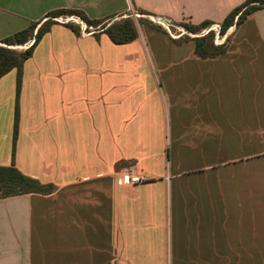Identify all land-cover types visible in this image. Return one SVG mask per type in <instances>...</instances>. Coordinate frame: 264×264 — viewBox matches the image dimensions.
Instances as JSON below:
<instances>
[{
	"label": "crops",
	"instance_id": "obj_1",
	"mask_svg": "<svg viewBox=\"0 0 264 264\" xmlns=\"http://www.w3.org/2000/svg\"><path fill=\"white\" fill-rule=\"evenodd\" d=\"M245 1L0 0V42L60 10L220 24ZM229 35L203 59L146 24L125 44L51 25L14 142L17 71L0 78V166L53 186L0 199V264H264V8Z\"/></svg>",
	"mask_w": 264,
	"mask_h": 264
},
{
	"label": "trees",
	"instance_id": "obj_2",
	"mask_svg": "<svg viewBox=\"0 0 264 264\" xmlns=\"http://www.w3.org/2000/svg\"><path fill=\"white\" fill-rule=\"evenodd\" d=\"M264 8V0H246L243 4L234 8L225 19L219 24V34L223 35L231 27H239L251 13ZM142 14H146L140 11ZM76 16L80 18L86 25L96 28L97 31H103L114 44H125L133 41L138 36L139 26L146 24L143 20H119L114 22V18L108 20H90L87 16L76 10H60L49 13L45 18H57L58 16ZM114 19V20H113ZM140 21V22H138ZM56 22L51 20H45L31 24L26 30L18 32L13 36L6 38L1 41L7 47L14 46L15 44H24L27 39L35 33L34 43L32 46L25 50L23 53L17 54L16 52L9 50V48L0 47V78L7 74L11 70L17 71L16 87H15V116L13 125V142L17 135V116H18V105L17 98L20 90L21 76L20 70L23 62L31 56L32 50L50 28L51 25ZM213 24L212 22L205 21L197 26H193L191 30L198 32L204 28H207ZM72 31L79 33V28L70 23L66 24ZM138 25V27H137ZM157 29H161L159 26H154ZM214 33L209 31L202 37L193 38L194 41V54L199 58L212 59L225 53L227 43L221 46H215L213 43ZM187 40V39H185ZM184 40V41H185ZM13 152V150H12ZM53 190L51 184H41L37 180L22 175L14 166L1 167L0 166V199L24 195V194H50Z\"/></svg>",
	"mask_w": 264,
	"mask_h": 264
},
{
	"label": "built area",
	"instance_id": "obj_3",
	"mask_svg": "<svg viewBox=\"0 0 264 264\" xmlns=\"http://www.w3.org/2000/svg\"><path fill=\"white\" fill-rule=\"evenodd\" d=\"M135 18H140L142 15L138 14V13H133L132 14ZM156 18L158 20H160L161 18L160 17H157ZM164 19V18H163ZM166 20V19H165ZM167 22H170L169 20H166ZM54 22L56 23H60V24H68V23H73L75 25L78 26L79 28V34L81 36H88V35H91L95 32H97L96 28H91V27H87L86 24L78 17L76 16H69V17H59V18H55L54 19ZM160 24L161 26V29L169 36V38L171 40H179L183 37L184 35V32L181 31V30H178L179 33H172L168 27L166 25H164L163 23L161 22H157ZM218 27V30H216L215 28H208L206 30H202L200 32V34L198 36H203V35H206L209 31H212L214 33V38H213V43L215 46H221L224 44L225 42V39L228 37L229 35V32L232 28L234 27H231L226 33H224L223 35H220L219 34V26ZM34 43V39H32L31 41L27 42L24 46H23V49L24 50H27L29 49L32 44ZM22 48V47H21ZM127 169V181H128V184L130 185H134V184H137L139 183L140 181H142V178H140L139 176H137L133 170V168H126Z\"/></svg>",
	"mask_w": 264,
	"mask_h": 264
},
{
	"label": "rangeland",
	"instance_id": "obj_4",
	"mask_svg": "<svg viewBox=\"0 0 264 264\" xmlns=\"http://www.w3.org/2000/svg\"><path fill=\"white\" fill-rule=\"evenodd\" d=\"M138 13V14H140V15H142L140 18H135L132 14L133 13ZM145 13V12H144ZM63 17H66L67 15H62ZM62 16H58L57 18H59V17H62ZM67 17H69V16H67ZM54 19L55 18H46L45 20H51V21H54ZM127 19H133V20H135L134 22H135V25L137 24V22H136V20H143L144 22H146V23H149V24H152V25H154V26H159V27H161L160 26V24L159 23H157V21L158 22H161V23H163L164 25H166L167 27H168V29L172 32V33H179V31L178 30H181V31H183L184 32V35H183V37L181 38V41H184L185 39H190V38H196V37H201V36H198L199 34H200V32L202 31V30H206V29H208V28H215L216 30H218V27L217 26H219V24H211L210 26H208L207 28H204V29H202V30H200V31H198V32H193L192 30H191V28L193 27V26H197V25H194V24H192V23H190V22H188V21H177V22H167L165 19H163V18H161L160 20H158L157 18H156V16H154V15H151V14H148V13H146V14H142L140 11H137V10H131V11H129V13H126L125 15H121V16H118L115 20H114V22L116 21H119V20H127ZM44 20V21H45ZM138 22H140V21H138ZM41 24H42V22H41ZM70 24H72V25H74V26H77V25H75V24H73V23H70ZM215 25H217V26H215ZM87 27H91V26H88V25H86ZM78 27V26H77ZM137 27H138V25H137ZM92 28V27H91ZM35 33L36 32H33V34H32V36H31V38L29 37L28 39H27V41L24 43V44H18V45H14V46H20V48H15V49H9V50H12V51H14V52H16L17 54H20V53H23L25 50L23 49V46L27 43V42H29V41H31L32 39H34V36H35ZM204 36V35H203ZM229 38H230V35H228V37L225 39V42H224V45L227 43V41H229ZM180 40V39H179ZM13 46V47H14ZM0 47H4V48H6L7 46L5 45V44H3V43H1L0 42ZM22 47V48H21ZM168 216H169V208L167 209V218H168Z\"/></svg>",
	"mask_w": 264,
	"mask_h": 264
},
{
	"label": "bare ground",
	"instance_id": "obj_5",
	"mask_svg": "<svg viewBox=\"0 0 264 264\" xmlns=\"http://www.w3.org/2000/svg\"><path fill=\"white\" fill-rule=\"evenodd\" d=\"M157 22H158V21H157ZM13 48H14V49H15V48H20V46H14Z\"/></svg>",
	"mask_w": 264,
	"mask_h": 264
},
{
	"label": "water",
	"instance_id": "obj_6",
	"mask_svg": "<svg viewBox=\"0 0 264 264\" xmlns=\"http://www.w3.org/2000/svg\"><path fill=\"white\" fill-rule=\"evenodd\" d=\"M7 48H9V49H14L13 46H9V47H7Z\"/></svg>",
	"mask_w": 264,
	"mask_h": 264
}]
</instances>
